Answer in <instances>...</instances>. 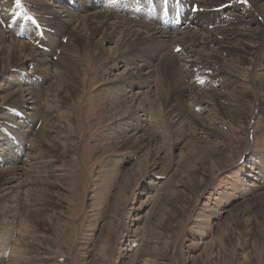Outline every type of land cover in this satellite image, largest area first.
<instances>
[{
	"label": "rangeland",
	"instance_id": "1",
	"mask_svg": "<svg viewBox=\"0 0 264 264\" xmlns=\"http://www.w3.org/2000/svg\"><path fill=\"white\" fill-rule=\"evenodd\" d=\"M1 1L0 11L4 7ZM12 1L23 12L40 0ZM42 1L62 21L69 19L68 14L118 15L151 25L161 41L174 33L130 15L136 0H128L121 11L116 9L115 0ZM232 1L218 0V8L211 9V14L198 10L191 22L195 27L192 31L210 35L236 28L249 36L257 34L262 13L237 2L236 8L231 7ZM222 2L228 6L222 7ZM263 3L258 0V5ZM220 8L227 10L218 12ZM1 14L0 30L7 37L17 32L18 44L29 43L27 36L21 35L23 30L17 29L19 24L2 27L6 18ZM24 29L27 31L26 24ZM188 29L177 31L180 34H173L172 40L178 41ZM103 36L107 39L102 40ZM102 37L98 36L96 43L106 57L115 49L117 38ZM246 41L242 40L248 48L257 47ZM216 46L198 51L210 55ZM168 54V50L162 54L159 49L149 50L146 60L156 65ZM174 54L181 67L191 61L179 51ZM220 57L232 59L235 55L222 53ZM85 60L79 57L80 63H87ZM2 64L0 61V264H264V114L258 105L260 89L254 82H264L263 60L250 73L239 67L208 71L212 81L188 91L182 99L191 117L183 120L182 132V125L177 127L175 119L172 122L162 110V98L156 91L159 94L166 88L155 73L154 77L148 74L151 78L141 76L130 89L123 87V96L131 101L127 105L140 109L134 115H123L118 109L110 114L117 120L114 122L107 114L97 113L96 105L86 112L90 102L88 97L82 98L84 86L74 100L64 94L43 98L41 103L45 100L43 104L49 105L52 116V147L33 145L34 133L41 125L37 112L43 104L33 111L29 110L31 96L25 92L23 103L6 96V88L11 87L8 77L12 81L17 78L19 88H27L32 65L27 63L25 71L18 72L3 71ZM137 65H141L139 60L132 65L117 63L108 78L135 72ZM97 70L96 75L100 68ZM57 84L54 89H61V83ZM228 88L247 92L242 108L222 103L225 115L213 105L227 98ZM193 102H198L194 109L190 106ZM61 111L66 112L68 122L63 121ZM126 123L135 128L141 125L156 141L143 146L141 141L139 147L143 133L140 129L134 132L132 127L128 130ZM11 169L18 173L5 182L7 176L2 171Z\"/></svg>",
	"mask_w": 264,
	"mask_h": 264
},
{
	"label": "bare ground",
	"instance_id": "2",
	"mask_svg": "<svg viewBox=\"0 0 264 264\" xmlns=\"http://www.w3.org/2000/svg\"><path fill=\"white\" fill-rule=\"evenodd\" d=\"M53 1L58 3V0ZM217 1L218 0H195V3L198 5V9L201 12L204 13V10H207L208 14H211V9L218 8ZM1 2H4V7L0 12L3 13L4 17L6 18V24L1 23L2 27L7 29L9 28L8 24H11V26H16V24H19L17 29H22L24 32L23 34H19L27 36L26 38H28L29 41V43L22 42L18 44L15 39L18 35L17 32L12 34L14 37L10 34L7 37L5 35L6 33L0 30V61L3 63V67H1V69H3V71L13 69L18 72H24L27 63L32 65L29 72H27V74L31 75V77H28V80L25 83L27 88L24 90L19 88V85H17L18 81H16L17 78L16 80L12 81L8 77L7 79L11 84V87L8 86V89L6 88V96L15 98L16 100L19 99V102L23 103V93L25 92L28 96H31V101L29 104L31 107L29 110L33 111L41 108L40 105L45 101L43 100L41 103V99H47L50 96L53 97V95L65 97L62 96V94H64L66 97H72L74 100L77 96L80 97L82 88L84 86L86 91L85 94L82 95V98L84 99L85 97H88V102H90V104L86 106V112L91 110V106L96 105L98 109L97 113L101 111L102 113L107 114L110 121L114 122L117 120H114L110 114L117 113L118 109L123 113V115H134L136 110L139 111L140 109L139 107L135 108L134 106L127 105L131 101H128L127 98L123 96V87H125V89H130L132 82L137 81L141 76L145 77L151 73L152 76L155 73L162 85L164 84V87L166 88L165 90L161 89V92L158 89L160 92L159 94L156 91V96H161L160 100L162 98V110L167 114L168 118L172 119V122L175 119L174 123H176V126L180 128L182 123L185 122L184 119L188 117L187 113L190 111L188 107H186L187 105L185 106L183 103L184 100L182 101V99L183 97L187 96L188 91L198 90L197 88L206 86V84L212 81V79L210 80L212 75H208V71L222 72L227 71L228 67H239L243 73H250L253 72L254 68L258 69L256 63H258L260 60L264 61V3L262 5H258V0H248L247 4H240L246 9H249L248 7H250L253 11H255V13H262L259 14L263 16V23L261 22L262 24H258L259 29L257 34L253 33L255 35L249 36L250 33L244 34L242 32H238L236 28H231L221 29L220 31H215V33L210 35H199L198 32L188 29L181 33L178 41L176 39V41L172 40V38L174 36L173 34L179 35L180 32L169 34L168 39H163L165 41H161L162 38L158 39L159 37L157 36L159 34L158 31H154L151 25L132 20L128 17L118 15L107 16L96 13L87 14V16H71L68 14V16H66L67 18L69 17V19L67 21H62L57 13L52 12L51 8L48 6L49 4L42 0L35 2L33 8L26 7L23 9L25 15L21 14L23 12L21 10L19 11V6L15 4L14 1L4 0ZM236 2L239 4V0H233L231 2V7L234 6V8H236ZM67 3H69V1ZM221 5H223V2ZM19 12L21 13L19 14ZM31 12H34L33 16H30ZM1 13L0 16H2ZM26 16H30L29 18L31 20H27ZM113 19L115 21L111 22ZM237 19L241 18L239 17ZM237 19L236 21L238 23H243ZM25 24L27 31L24 29ZM33 27L36 30L31 31ZM18 31L20 32V30ZM103 34L109 36L114 35L117 38L115 49L106 57H102L103 48H101L100 45L96 43L97 37H102ZM106 39V36L102 37V40ZM242 40H247L246 42H251L254 45L257 44V47L255 46V48H248V46L245 45ZM211 45H217L213 54L209 53L210 55H204L198 51L202 48L206 49ZM155 49H159L160 54L168 50L169 54L159 58V63L156 65L152 64L151 66L146 60V55L148 54L149 50L155 51ZM177 49L179 50L181 57L184 56L185 59H191L189 63L182 61L184 65L183 67H181L182 65H179L177 59L178 56L175 55L176 53L174 54ZM58 51L60 54L59 57L56 58L55 54ZM222 53H226L230 56L235 55V57L232 59H222L220 57ZM53 57H55L54 61L52 60ZM79 57H83V59H86L85 61L88 60V62L85 63L83 60L82 63H80ZM136 60H139L141 65H137L133 68L135 72H126L127 75H119L111 80L108 78V72L112 71L117 63H128L132 65L133 62H136ZM97 68H100V73L98 75L95 73ZM182 68H185V71H182ZM146 70L149 72L144 73L143 71ZM69 71L71 72V75L69 74ZM263 75L264 74L262 73L261 76ZM205 78L206 82L201 83L200 81H204ZM227 80L228 79H226V81ZM256 81H254L255 86L260 89V99H258V105L261 107V110L264 114V82L258 81L257 83ZM58 82L61 83V89L59 88L55 90L54 85H56ZM116 83H121V85L124 83L125 85H119L121 87L117 90V92H115L114 89L119 87L116 85ZM185 83H190V86H184ZM12 84H16V86L12 87ZM94 86H97L96 90L93 89V91H91L89 89V92L88 88H93ZM239 88H234L233 90L228 88L229 90L225 92L227 93V98H223L221 101L218 100L219 105H213L217 107V112L221 111L223 113L226 112L227 114V111L222 107L223 102H229L233 109L243 107L242 102L245 101L247 91H244L245 89L243 90L241 88V90ZM217 96H219V94ZM51 97L49 99H51ZM133 99H135V96ZM204 100L205 99H203V101ZM196 101L201 104L199 100L196 99ZM198 102L191 103L190 106H192V109L197 106ZM158 103L160 104V102ZM214 103H216V100ZM46 104L44 103L42 107L43 109L37 112L38 117L41 119V125L34 133L35 135L33 139V145H38L40 143L42 145L45 144L52 147L54 144L50 143L49 133H51L52 129L54 128H52V116L49 112L50 107L49 105L45 106ZM61 112V117L64 118L63 121L68 122L66 119V112ZM190 118L188 117V119ZM109 119H107V121H109ZM135 120L136 119L133 121ZM190 122L192 121H189V123ZM126 126L128 130L131 129L130 127H132L134 132L135 129H140L139 131L143 133L138 139L139 147L145 143L152 145L156 141L155 136L150 135V133H148L149 131L143 129L141 125L136 126L135 128L133 124L126 123ZM183 126L184 124L182 125L180 132L183 131ZM158 133L160 132H157V134ZM153 135H156V132H154ZM141 141L142 143H140ZM2 172L4 173L3 175L7 176L5 182L13 180L12 175H15L16 173V171L13 169Z\"/></svg>",
	"mask_w": 264,
	"mask_h": 264
},
{
	"label": "snow or ice",
	"instance_id": "3",
	"mask_svg": "<svg viewBox=\"0 0 264 264\" xmlns=\"http://www.w3.org/2000/svg\"><path fill=\"white\" fill-rule=\"evenodd\" d=\"M247 2H248V0H239V4H241V5H245V4H247ZM17 3H19V0H17ZM222 7H227V5H222ZM193 10L197 11L199 9L197 8V6H193ZM177 51H179V50L177 49ZM200 82L203 83V81H200Z\"/></svg>",
	"mask_w": 264,
	"mask_h": 264
}]
</instances>
